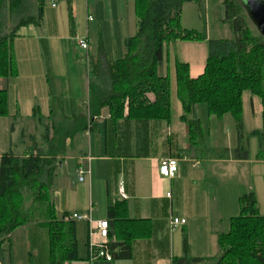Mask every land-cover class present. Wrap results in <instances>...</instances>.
<instances>
[{
  "label": "crops",
  "instance_id": "crops-1",
  "mask_svg": "<svg viewBox=\"0 0 264 264\" xmlns=\"http://www.w3.org/2000/svg\"><path fill=\"white\" fill-rule=\"evenodd\" d=\"M207 1L209 0H193L183 6L181 24L184 29L194 31L197 29V27H188L184 7ZM69 2L73 1L69 0ZM28 3L36 6L35 0H28ZM115 3L121 9L130 7L132 3L136 6L135 0H115ZM6 7L8 8L7 4ZM50 7L57 9V6ZM69 10L72 11V6ZM196 11L199 15V11ZM4 13L7 15V10H4ZM35 15L36 13L32 16ZM206 22L209 23L208 17ZM14 23L15 21L12 22ZM75 25L77 28V24ZM27 28L33 29L34 35L29 32L17 33L12 40V54L18 69L17 76L9 80L0 79V90H7L8 94L12 84L21 88L20 93L24 96L31 94L35 86L36 76L31 72L35 71L36 65L39 67L38 51L30 48L13 50L14 44L29 45V38H38L35 37L38 35L35 33L34 26ZM76 28L74 27L72 31L74 36L77 33ZM103 39L104 37L100 35L94 54L91 53V47L86 51L89 72L86 110L83 103V113L79 111V107H73L70 111L61 100L56 102L57 105H53L48 97L45 109L36 111V101L32 102L30 99L28 112L33 116V121L25 125L22 119L23 111L19 107H13L10 113L9 108V115L0 117V160L3 155L9 153L21 158L28 154L48 156L50 151L55 152L58 168L53 177L52 198L59 218L66 216L72 219L73 215H87L95 222L104 220L109 222V207L124 202L126 219L145 221L150 226V237L131 241L130 259H119L121 251L118 248L114 251L112 262L96 260L89 263L90 225L87 221H75L77 237L84 242L85 248L83 252L79 250L78 261L65 264H174L176 259L186 256V239L190 257L217 259L220 256L219 235L228 233L229 220L239 216L240 197L253 192L251 181L244 180L245 187L240 181L231 185L233 182L225 178L227 170L216 171L223 181H216L214 188H212L213 180L207 181L206 175L201 178L200 173H208V170L204 168L207 163L227 167L229 164L242 165L247 162L246 160L236 161L232 155L233 149H218L215 147L217 143H212L217 142L221 136L222 121L231 116H225L223 119L213 117V120H209V132L213 137L210 142L206 141L203 133V137L200 138V151L192 146L195 139L190 140L188 126L182 121L181 103L172 91L170 121L132 120L127 118V115L119 121H114L108 109H103L99 116L92 118L90 84L97 87L103 84L109 87V82L102 77V73H97V67L101 65V71H105L109 62L121 60L107 59ZM127 40L129 39L124 40V57ZM51 41L55 39L52 38L49 42ZM100 41L103 44V50L100 49ZM208 41H178L169 44L166 48L164 63L160 68L164 73L162 76L168 77L176 86L177 62L189 65L192 79L202 76L208 59ZM50 51L53 55L55 53L60 57L63 55L58 44L50 47ZM58 60L55 67L57 73L58 69L65 67L59 58ZM252 97L251 95L247 101L249 109L253 115H262L263 128L262 102ZM196 115L201 124L198 110ZM230 119L235 128L233 118ZM252 132L247 134L250 135ZM63 137V145L59 150ZM52 145L56 147L53 150ZM166 159L178 160V172L171 180L163 178L159 173L160 162ZM257 162L264 161L260 158ZM81 168L89 172L83 182L79 180L78 172ZM66 169L67 174L64 172ZM228 187L232 188L228 190ZM122 194L125 199L122 198ZM217 209L218 212H216ZM172 219L184 220L186 223L172 230L170 226ZM109 223L110 242L113 245L123 243V230H120L119 224ZM223 225L227 227L223 229Z\"/></svg>",
  "mask_w": 264,
  "mask_h": 264
},
{
  "label": "trees",
  "instance_id": "trees-1",
  "mask_svg": "<svg viewBox=\"0 0 264 264\" xmlns=\"http://www.w3.org/2000/svg\"><path fill=\"white\" fill-rule=\"evenodd\" d=\"M35 1L38 4L37 15L27 16L28 0H0V79L9 80L17 76L12 40L19 29L40 26L45 0ZM135 1L138 17L136 36L126 41L123 59L109 62L105 71H101V65L97 67V73H102L109 87L90 84L91 117L108 109L114 121L125 115L132 120L170 121V80L160 74V68L169 44L204 41L199 32L184 29L181 24L183 6L193 0ZM224 6L225 22L230 25L234 38L208 41L204 74L192 79L189 65L176 63L182 121L188 126L190 140L202 138L196 111L199 105L205 104L211 117L223 119L229 115L233 118L240 140L245 132L243 98L249 92L260 99L263 107V128L250 136L264 141V38L260 34L257 37L252 34L242 8L234 0H224ZM4 10H7V15ZM14 21V29L7 34L8 24ZM70 25L74 31L72 16ZM100 49L103 50L101 41ZM8 115V93L0 90V117ZM63 140L64 137L59 150ZM55 148L51 146L52 150ZM239 148L244 156L238 159L247 160L248 151ZM56 156L57 153L50 151L48 156L28 154L20 158L9 153L1 157L0 263L11 253L13 233L30 222L47 228L51 264L79 260L76 222L66 216H57L51 194L58 168ZM28 203L31 204L28 206ZM239 204V216L229 220V232L218 237L220 256L217 259L190 257L186 239V256L176 259L174 264H264V216L260 214L254 192L240 197ZM125 213L124 202L108 209L109 222L119 224L123 230L124 242L111 246L113 254L120 248L119 259L131 258L132 240L151 235L147 222L130 221L125 218Z\"/></svg>",
  "mask_w": 264,
  "mask_h": 264
},
{
  "label": "rangeland",
  "instance_id": "rangeland-1",
  "mask_svg": "<svg viewBox=\"0 0 264 264\" xmlns=\"http://www.w3.org/2000/svg\"><path fill=\"white\" fill-rule=\"evenodd\" d=\"M72 1L73 2H69V0H57V9H51L50 0H45L40 26L34 27L35 33L38 35L35 37L38 38H29V45H13V50L30 48L39 53V67L36 65L35 71L31 72L36 76L32 93L24 96L20 93L21 88L12 84L13 87L11 85V90L8 94V108H10V113L13 107H19L23 111L22 119L25 125H29L30 121H33V116L28 112L30 99L32 102L36 101V111L45 109L46 98L48 97L52 100L53 105H57L56 102L61 100L70 111H72L73 107H79V111L83 113V103V107L86 110L85 103H88V55L86 51L79 48L78 40L82 39L87 41L89 49L91 47V53L94 54L98 47L100 35H102L104 37L103 42L105 44L104 47L107 59L113 60L122 59L124 57V40L136 36L138 17L137 6H135L134 3H132L130 7L121 9L118 7V4L115 3V0ZM245 1L246 0H234L236 5L242 8L241 12H243L252 34L257 37L259 36V32L247 16ZM28 6L29 10L27 16H32L35 13L37 15L38 4L36 3L35 6L33 3L32 5L28 3ZM34 6L35 8H33ZM70 6H72V11L69 10ZM184 8L188 27H197L195 30L202 35L204 41L234 38L230 25L225 22L223 0H209L198 4L193 3L189 7L185 6ZM196 10L199 11V15ZM70 16L73 17L75 24H77V28L75 25V31H77L76 36L72 33ZM88 16L92 17V21H87ZM206 17L209 19L208 24L206 22ZM14 26L15 23L8 24V34L11 33ZM25 28L27 27L19 29L18 33L23 34L29 32L32 34L33 29L29 30V28ZM52 38L55 39V41L49 42ZM56 44H58L59 48L63 51L61 57L57 56L56 53L53 55L50 51V47L53 45L56 46ZM58 58L65 67L58 69L59 72L57 73L55 67L56 62H59ZM160 74L164 75L162 69L160 70ZM170 86L172 93L174 92V96L177 97V84L175 86L171 80ZM52 93L53 95L51 96ZM250 96L251 94L249 92L244 94L243 118L246 124V133L241 139L238 140L233 122L230 121L231 117H228L225 121H222L220 138L217 142L211 140L213 144L217 143L215 147L218 149H233L234 153L232 155L235 156L233 158L236 161L239 160L238 158L244 156L239 147L245 148L248 151L247 162L242 165L240 163L233 165L229 164L227 167H224V165L207 163V166L205 164L204 168L208 170V173L200 174L202 176L201 178L206 175L207 181H214L212 188L215 187L216 181H223L216 171L224 172L227 170L225 178L233 182L231 185L240 181L243 187H245L244 180L251 181L260 214L264 215V162H257L260 158L264 161V141H260L259 138L247 134L262 129V115L252 114L248 106L249 102L247 103ZM197 110L199 112L204 138L206 141L210 142L213 136L209 132V120H213V117L209 116L208 108L205 104L199 105ZM75 111L76 109L73 110V113H75ZM200 140V138L193 140L192 146H195L197 151H200L201 148ZM197 170H199V168ZM64 172L67 174V169L66 171L64 170ZM65 177L63 176V178ZM230 188L232 187H228V190ZM30 204L31 203H28V206ZM216 212H218V209ZM225 227H227V225H223V229H225ZM77 241L78 250L83 252L85 248L84 242L78 237ZM2 264H51L49 233L47 228L39 225L37 222H30L16 230L12 237L11 256L6 255Z\"/></svg>",
  "mask_w": 264,
  "mask_h": 264
},
{
  "label": "built area",
  "instance_id": "built-area-1",
  "mask_svg": "<svg viewBox=\"0 0 264 264\" xmlns=\"http://www.w3.org/2000/svg\"><path fill=\"white\" fill-rule=\"evenodd\" d=\"M57 0H50L52 8L56 7ZM88 21H92V18L89 16ZM78 45L81 49L88 51L89 45L85 40H78ZM178 172V160L176 159H166L160 162L159 173L160 175L167 179H173ZM79 180L84 181L85 177L89 174L88 171L81 168L79 170ZM170 198V195L168 194ZM122 198L125 199L124 194ZM72 220L74 221H87L90 225L89 233V243H88V261L89 263L96 260H104L107 262H112L114 259V254L112 252V243L110 242V233H109V223L108 221H93L87 215H73ZM186 221L179 219H172L170 222L171 229L174 230L180 225H184Z\"/></svg>",
  "mask_w": 264,
  "mask_h": 264
},
{
  "label": "water",
  "instance_id": "water-1",
  "mask_svg": "<svg viewBox=\"0 0 264 264\" xmlns=\"http://www.w3.org/2000/svg\"><path fill=\"white\" fill-rule=\"evenodd\" d=\"M245 11L251 23L264 38V1L246 0Z\"/></svg>",
  "mask_w": 264,
  "mask_h": 264
}]
</instances>
